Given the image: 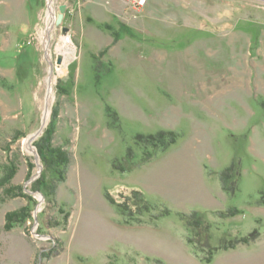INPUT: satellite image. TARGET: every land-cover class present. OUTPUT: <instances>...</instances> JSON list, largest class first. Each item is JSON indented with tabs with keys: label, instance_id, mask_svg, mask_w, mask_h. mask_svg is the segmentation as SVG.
Returning <instances> with one entry per match:
<instances>
[{
	"label": "rangeland",
	"instance_id": "1",
	"mask_svg": "<svg viewBox=\"0 0 264 264\" xmlns=\"http://www.w3.org/2000/svg\"><path fill=\"white\" fill-rule=\"evenodd\" d=\"M7 3L0 0V168L15 162L11 185L35 203L8 229L7 213L30 201L0 190V264H206L184 239L178 214L194 210L212 221L204 237L214 246L261 232L211 264H264V0H55L51 56L49 0L29 32L6 23ZM65 36L75 49L58 64ZM51 66L55 100L31 146L40 153L49 142L69 152L63 181L25 144L43 125ZM160 130L181 136L122 171L128 152L134 162L150 156L136 135ZM185 151L199 154L207 174L230 166L240 173L238 192L227 193L222 208L204 211L177 192L161 193L159 173ZM43 175L44 192L34 188ZM132 189L158 205L143 219L165 207L171 214L156 227L123 223L107 193L121 202L118 194Z\"/></svg>",
	"mask_w": 264,
	"mask_h": 264
},
{
	"label": "trees",
	"instance_id": "2",
	"mask_svg": "<svg viewBox=\"0 0 264 264\" xmlns=\"http://www.w3.org/2000/svg\"><path fill=\"white\" fill-rule=\"evenodd\" d=\"M139 144L143 146L144 149H150L149 157L141 158L138 161H132L129 158L134 156L133 153L128 152L124 164L119 166L122 171L132 170L137 168L147 162H150L158 153L167 150L173 144H175L180 138V133H175L173 130H160L156 134H139L136 135ZM39 151L42 159L48 162L49 169L53 170L56 174V179L63 181L66 179L67 169L71 162L70 154L67 150L60 147L53 146L49 142L39 146ZM18 170L15 162L4 165L0 168V190L4 188V191L9 195L27 196L29 198V205L22 208L21 210L8 212L6 215V226L7 228H13L17 223H23L26 219L30 217L32 204L35 200L32 196L26 195L23 188L16 185H11ZM240 173L234 168V166L227 167L220 172V180L223 184V189L226 193L236 194L238 192V177ZM45 182L44 175L34 183V188L39 191H43V184ZM10 185L9 187H7ZM56 184H52L50 187L51 193H54L56 189ZM19 190V191H16ZM123 192L129 194L125 195ZM120 193L122 195H120ZM118 195L121 201L115 199L114 195L107 193V198L111 204L116 208L119 215L122 216V222L125 224H144L148 223L153 226H157L164 216L171 214L172 210L165 207L160 210L159 213H155L150 219H143L142 215L145 213H150L157 209V206L150 203L145 195L144 191L140 189H132L127 191H121ZM258 203L264 205V190L260 191ZM236 212L237 209H233ZM232 210V211H233ZM180 220L186 226L188 231L185 234L184 239L186 242L192 246L195 256L203 263L211 264L214 258L221 250H229L236 248L239 244H249L256 240L261 232L255 229L246 236L235 237V238H225L221 245L214 246L211 245L207 238L204 237L206 232L212 227V221L209 219H204V215L197 210L189 213L180 212L178 213ZM217 214V213H216ZM217 215L223 217L231 216V213L220 211Z\"/></svg>",
	"mask_w": 264,
	"mask_h": 264
},
{
	"label": "crops",
	"instance_id": "3",
	"mask_svg": "<svg viewBox=\"0 0 264 264\" xmlns=\"http://www.w3.org/2000/svg\"><path fill=\"white\" fill-rule=\"evenodd\" d=\"M7 2L6 7L10 9L7 10L10 18L6 21L9 22L7 24L15 25L18 30L27 32L36 28L44 0H7ZM172 159V162L165 164V172L159 173L161 176L158 177L159 189L166 198L177 192L179 197L196 203L204 211L223 207L222 201L226 200L227 193L219 179L220 170L207 174L204 160L202 161L195 151H185ZM174 173L175 176L170 177Z\"/></svg>",
	"mask_w": 264,
	"mask_h": 264
},
{
	"label": "bare ground",
	"instance_id": "4",
	"mask_svg": "<svg viewBox=\"0 0 264 264\" xmlns=\"http://www.w3.org/2000/svg\"><path fill=\"white\" fill-rule=\"evenodd\" d=\"M49 4H50V12H49L50 16L48 18V24H47L46 30H44V34L46 35V37H45V48L48 52V55L51 56V44H50V40H49V36H50L49 34L51 33V31L53 30V27H54L55 0H49ZM61 40L62 41L59 43L57 51H58L59 55H61L63 58H67L71 55V51H73L75 49L74 43L69 36H65ZM53 68L54 67L51 66L49 76L47 77V79H48V96H47L46 105H45V109H44V118H43L44 128L46 127V125L49 122L52 104L55 100L54 84L57 80V77L54 75V69ZM25 144H26L27 149L30 152L35 153V148H33L31 146L32 142H31L29 137L25 140ZM39 166L40 167L42 166L40 161H39ZM40 197H41V195H40Z\"/></svg>",
	"mask_w": 264,
	"mask_h": 264
},
{
	"label": "water",
	"instance_id": "5",
	"mask_svg": "<svg viewBox=\"0 0 264 264\" xmlns=\"http://www.w3.org/2000/svg\"><path fill=\"white\" fill-rule=\"evenodd\" d=\"M66 9H67V5L66 4H62L60 6V12L58 14V17H57V20H56V23L59 25H61L63 19H64V15H65V12H66ZM63 62V57L61 55L58 56V59H57V63L58 64H61ZM44 130V126L42 125L41 129H39L36 133L32 134L30 136V140L33 141V139H35L36 137H38L42 131ZM35 154H36V158H37V161H38V164H39V159L41 157L40 153L36 150L35 151Z\"/></svg>",
	"mask_w": 264,
	"mask_h": 264
}]
</instances>
